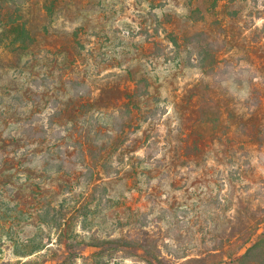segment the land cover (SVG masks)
<instances>
[{
    "label": "rangeland",
    "instance_id": "obj_1",
    "mask_svg": "<svg viewBox=\"0 0 264 264\" xmlns=\"http://www.w3.org/2000/svg\"><path fill=\"white\" fill-rule=\"evenodd\" d=\"M254 243L242 264H264V0H0V264Z\"/></svg>",
    "mask_w": 264,
    "mask_h": 264
},
{
    "label": "trees",
    "instance_id": "obj_2",
    "mask_svg": "<svg viewBox=\"0 0 264 264\" xmlns=\"http://www.w3.org/2000/svg\"><path fill=\"white\" fill-rule=\"evenodd\" d=\"M7 17H9L8 19H7V21H9V22H12V21H14L15 20V17L14 18H10L11 16H10V14H9V16H7ZM256 246V244L254 243V244H252L251 246H249L248 248H246V250L241 254V256L238 258V260H237V262H239V263H245L246 261H248V262H250V260H251V258H253V255L254 254H252V250H254V248H256L255 247ZM100 250H98V251H96V252H99ZM244 260H245V262H244Z\"/></svg>",
    "mask_w": 264,
    "mask_h": 264
}]
</instances>
